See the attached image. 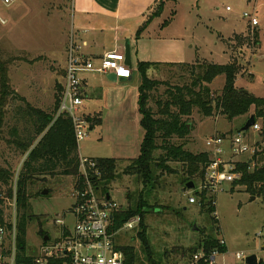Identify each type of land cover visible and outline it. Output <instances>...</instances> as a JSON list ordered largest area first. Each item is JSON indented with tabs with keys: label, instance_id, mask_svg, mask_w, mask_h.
Masks as SVG:
<instances>
[{
	"label": "rangeland",
	"instance_id": "374dc122",
	"mask_svg": "<svg viewBox=\"0 0 264 264\" xmlns=\"http://www.w3.org/2000/svg\"><path fill=\"white\" fill-rule=\"evenodd\" d=\"M39 3L34 0H19L10 7L0 3V57L9 61L8 76L13 89L31 105L51 111L56 99L61 96L60 82L63 80L62 64L52 58H55L54 52L61 53L63 47L59 36L52 34L51 17L45 14ZM16 6L21 8L15 10ZM244 12L256 16V27H251L250 19L243 16ZM67 17L62 27L69 32L72 21V30H75L76 16L70 19L68 14ZM166 20L169 21L162 25ZM138 28L129 26L118 43L125 46L128 41L133 69L138 61L150 59L159 63L147 70L150 78L177 84L187 81L188 72L187 68L176 63L233 62L238 67L235 87L248 91L255 97L264 98V0L246 7L235 3V0H175L166 2L161 14L154 17L137 38ZM104 31L96 39V44L100 47L90 48L91 50L102 52L113 49L114 34L108 28ZM52 42L54 46L51 45ZM131 77L130 82L119 83L116 80L115 83L101 73L87 75L84 113L96 120L98 113L93 112L101 111L102 122L88 128L84 139L77 142L81 158L92 160L101 157H137L143 135L137 104L139 75L136 73ZM223 85L224 75L217 76L208 84L214 95L221 93ZM165 88L166 85H160L158 94ZM150 104L157 109L155 103ZM246 116L229 119L215 113L206 118L194 108L189 117H184L188 120L189 133L184 139L173 138L172 142H184V149L192 153L206 152L213 159L212 150L208 149L205 142L217 135L223 139L219 145V157L221 160L228 159L224 162H241L253 156L257 160L261 155L264 157V118L255 121L260 130L249 128L241 132ZM238 134L249 145L256 146L254 154L231 156V138ZM7 139H11V136L5 129L0 139V165L11 170L13 182V178L18 177L27 154H20L13 145L6 142ZM161 154L162 149L155 151L156 157ZM261 160L264 161V158ZM120 161L108 193L118 203L120 210H123L133 205L143 184L139 182L137 175L122 172L129 159ZM168 164L177 173L162 174L161 183L154 192V199L157 201L150 202L157 207V211L150 208L142 221L151 257L160 260L161 264L179 260L182 255L188 257L192 252L188 249L197 244L200 238L198 231L203 229L206 234L224 239L227 254L223 256V260L227 264H246L237 258L238 253L244 257L255 255L264 262V196L250 193L237 180L223 183L222 190L213 193L215 215L209 214L198 202L188 203L191 190L184 188L185 183L182 185L178 180L182 174V164L173 161ZM164 179L165 184L162 183ZM76 181L73 176L47 175L28 183L31 194L29 208L38 217L27 228L28 254L35 253L40 245V231L52 241L60 235L64 226L73 228L74 220L70 211L75 200L72 192ZM199 182L196 180L195 184L198 185ZM44 189L48 192L42 195L41 191ZM1 196L0 194V199ZM4 202L0 208L7 214V201ZM215 217L216 222L213 220ZM194 225L196 229H193ZM139 230V225L129 230H120L114 238L115 245H131L135 253L143 258L141 248L144 245L137 237Z\"/></svg>",
	"mask_w": 264,
	"mask_h": 264
},
{
	"label": "trees",
	"instance_id": "16d2710c",
	"mask_svg": "<svg viewBox=\"0 0 264 264\" xmlns=\"http://www.w3.org/2000/svg\"><path fill=\"white\" fill-rule=\"evenodd\" d=\"M166 2H175V0H157L154 11L138 28L137 38L148 23L161 14ZM168 21H164L162 25ZM8 62L0 57V139L6 129L11 136V139H7L6 142L13 145L20 154H27L16 185L17 244L19 250L23 251L26 246L27 228L38 219L29 208L28 201L31 194L28 191V183L47 175L73 176L78 182L82 180V175L79 170L80 156L73 135L72 121L66 114H60L55 118L60 98L56 99L51 111L31 105L11 86ZM157 64L159 63L150 61H138L136 64L140 77L137 104L143 137L137 157L129 159V163L122 169V172L137 175L139 182L143 184V189L134 198L132 206L114 214L112 229H118L131 217L139 216L140 230L137 232V237L144 246L141 248L143 258H140L133 246L115 245V249L125 256V264H161L160 260L151 257L142 221L150 208L157 211V207L150 202L151 200L157 201L156 198L154 199V192L161 183L162 174L164 172L177 173L168 162L182 164V174L178 179L182 185L190 180L194 183L196 180L201 181L206 164L210 162L208 153H192L184 149V142L179 144L172 142L173 138L184 139L189 133L188 120L184 117H189L193 109L197 108L198 112L206 118L214 116L215 113L225 115L229 119L241 115H247L246 120L250 115L254 116L255 121L264 118V98L255 97L248 91L235 87L238 67L233 62L228 64L206 61L194 64L176 63L180 67L187 68L188 72L187 81L177 84L150 78L147 70ZM219 75H224V85L221 93L214 95L208 84ZM162 84L166 85V88L158 94L159 86ZM152 102L155 103L157 109L150 104ZM86 119L90 122V126L99 123V119H90L89 116H86ZM159 149L163 150V154L156 157L155 151ZM263 158L261 155L256 160L253 156L245 161L234 163L236 170L241 173L236 182L244 185L246 190L254 195L264 196V161L261 160ZM94 160L101 175L99 177L90 176L92 185L100 196L109 195V186L115 180L121 161L108 157L94 158ZM12 176L10 169L0 165V194L4 197L12 195ZM162 183H166L165 179ZM194 193L199 198L201 208H205L209 214L215 211L213 194L206 189L201 192L194 191ZM2 203L0 199V205ZM2 214L3 211L0 208V223L3 221ZM213 220L217 221L216 218ZM198 232L200 238L195 246L188 249L189 251L193 252L202 245L207 250L220 246L214 235L206 234L203 229ZM40 233L44 236L42 231ZM219 249L225 251L226 247L222 246ZM177 262L178 259H175L168 264Z\"/></svg>",
	"mask_w": 264,
	"mask_h": 264
},
{
	"label": "built area",
	"instance_id": "2783aa9c",
	"mask_svg": "<svg viewBox=\"0 0 264 264\" xmlns=\"http://www.w3.org/2000/svg\"><path fill=\"white\" fill-rule=\"evenodd\" d=\"M17 1L0 0V3L9 7ZM226 9L230 10V7H226ZM243 16L250 19L251 27L258 25L254 14L244 12ZM79 49L80 45L75 41V34L71 32L67 46L65 82L55 114V118L60 114H66L70 117L76 142L84 139L87 129L90 128V122L86 119L87 115L83 110L81 111L84 108V81L80 77V73L92 71L105 75L113 73L116 80H119V78L127 80L132 76V69L125 64L124 50L105 52L99 64L94 66L91 61L80 55ZM250 128L260 130V126L256 122ZM222 140L217 135L206 140L205 145L212 150L214 158L206 164L203 178L196 185L195 190H191V195L187 199L189 204L198 202L200 206L199 198L194 191L201 192L206 189L213 194L218 190H222L223 183H232L239 180L241 173L236 170L235 162H224L219 157L221 153L219 145ZM230 147L232 157L254 154L257 149L254 144L249 145L240 134L231 138ZM81 168L83 169L80 170ZM79 170L82 180L76 181L73 186L72 196L75 200L70 211L74 220L73 228L69 229L64 226L60 235L52 241H50L47 234L41 235L42 241L36 252L32 254L26 252V246L23 251L18 248L17 176L13 178L12 195L10 197L1 196L3 203L7 201L9 212L6 214L2 210L0 264H125V256L121 251L115 249L114 238L120 230H129L138 225L140 217L133 216L121 227L113 230L114 214L121 208L111 197L106 198L108 194L100 196L92 185L90 178L101 175L95 160L80 157ZM212 213L215 215V211ZM45 236H47L46 240H44ZM218 244L219 247H226L223 238L218 239ZM219 247L207 250L202 245L191 252L188 257L182 255L176 264H227L223 260V256L227 254V249L221 251ZM236 256L238 259L245 261L246 257L241 253Z\"/></svg>",
	"mask_w": 264,
	"mask_h": 264
},
{
	"label": "crops",
	"instance_id": "0c3cea01",
	"mask_svg": "<svg viewBox=\"0 0 264 264\" xmlns=\"http://www.w3.org/2000/svg\"><path fill=\"white\" fill-rule=\"evenodd\" d=\"M21 1L23 2L29 0H21ZM34 1L40 2L39 6H41L42 9H44L45 14H47V16L51 17L52 34L53 35L56 34V36H59V38L62 41L61 47H63V49L60 48V51L62 49L61 53H59L60 55L54 52L55 58H52V60L62 64L63 80L60 82L61 88L63 87V84L65 82L67 46L71 32L75 34V41L78 43V45H80V49H79L80 55L91 61L94 66H97L99 64L100 59L103 57L104 53L110 50L97 52L95 50H91L90 48L100 47L99 44H96L97 43L96 39H99V36L105 32L104 29L108 28L114 34L113 36L114 44L112 50L123 51L124 46L118 44L122 34L127 32L128 27L131 25L140 27L147 20L149 15L152 13V10L155 8L157 2V0H34ZM258 1L259 0H235V3L246 7L247 5L251 6L253 4H256ZM19 8H21V6H16L15 10H18ZM68 14L70 16V19H72L73 16H76L75 17L76 29L72 30L73 29L72 25H74V22L71 21L70 30L69 32H66L68 29H65V27L63 28L62 26H64L63 25V23H65L64 19L68 18L67 17ZM2 21L6 22V20H2ZM52 39L55 38L52 36ZM51 45L54 46V43L52 42ZM142 61H150V59L142 60ZM131 69H132V75L138 73L136 70V66L134 69L131 67ZM92 73L94 74L98 72L92 71V72L80 73V77L84 81V88H83L84 95L87 92L86 88L88 86L87 75ZM131 78L122 81L119 80V83L130 82ZM139 84H140V77L138 81V86ZM16 92L18 91L16 90ZM85 109L86 107L84 106L83 112H85ZM93 113L96 114L98 113L97 119H99V123L97 124L95 123L93 124V126L99 125L102 122L101 111H96ZM93 126L91 125L90 128H92ZM108 158H115L119 160L132 159V158H124V157H108ZM225 160L223 159L222 161Z\"/></svg>",
	"mask_w": 264,
	"mask_h": 264
},
{
	"label": "water",
	"instance_id": "95a60500",
	"mask_svg": "<svg viewBox=\"0 0 264 264\" xmlns=\"http://www.w3.org/2000/svg\"><path fill=\"white\" fill-rule=\"evenodd\" d=\"M124 55H125V64L128 66V67H132V64H131V60H130V49H129V44H128V41H126L125 43V46H124ZM107 78L109 80H112V81H116V77L113 73L111 74H108L107 75ZM120 81L122 80H125L124 78H119ZM255 123V118L253 115H250L246 122L244 123V125L240 128V131L243 132V131H247L251 126H253ZM91 129V128H89ZM184 188H186L187 190H195L196 188V184L194 183L193 180H190L188 182H186L184 184ZM48 190L47 189H44L41 191V194L44 195V194H47ZM107 199L110 198L109 195L106 196ZM193 229H196L195 228V225L193 226ZM47 239V236L44 237V240ZM262 260L260 259H257V257L255 255H249V256H246L245 258V263L246 264H258L259 262H261Z\"/></svg>",
	"mask_w": 264,
	"mask_h": 264
}]
</instances>
